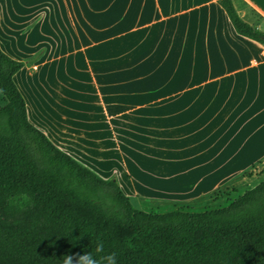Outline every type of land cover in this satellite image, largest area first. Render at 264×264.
<instances>
[{
    "label": "crops",
    "instance_id": "1",
    "mask_svg": "<svg viewBox=\"0 0 264 264\" xmlns=\"http://www.w3.org/2000/svg\"><path fill=\"white\" fill-rule=\"evenodd\" d=\"M232 2L264 32V0ZM0 48L29 122L139 209L201 202L264 159V44L218 0H0Z\"/></svg>",
    "mask_w": 264,
    "mask_h": 264
},
{
    "label": "trees",
    "instance_id": "2",
    "mask_svg": "<svg viewBox=\"0 0 264 264\" xmlns=\"http://www.w3.org/2000/svg\"><path fill=\"white\" fill-rule=\"evenodd\" d=\"M218 2L237 33L264 44L232 0ZM22 66L0 48V264H62L86 251L114 252L117 264H264V178L225 206L139 209L114 176L101 177L29 122L13 81Z\"/></svg>",
    "mask_w": 264,
    "mask_h": 264
},
{
    "label": "rangeland",
    "instance_id": "3",
    "mask_svg": "<svg viewBox=\"0 0 264 264\" xmlns=\"http://www.w3.org/2000/svg\"><path fill=\"white\" fill-rule=\"evenodd\" d=\"M263 178L264 159L261 162L253 165V167L249 171L245 172L243 174V178L240 179L241 181H237L235 185L219 188L217 191H215L209 197H206L201 202L187 205V207L196 211H201L204 209L225 206L236 196L242 194L248 188L256 185ZM134 205L139 206L138 203H135ZM143 206H145V208L150 211H165L168 209H172L171 206H164L159 204H143ZM177 207H180V205H178Z\"/></svg>",
    "mask_w": 264,
    "mask_h": 264
},
{
    "label": "clouds",
    "instance_id": "4",
    "mask_svg": "<svg viewBox=\"0 0 264 264\" xmlns=\"http://www.w3.org/2000/svg\"><path fill=\"white\" fill-rule=\"evenodd\" d=\"M27 199V196H25ZM103 251V241L97 242V252ZM62 264H117L116 254L109 253L100 258L95 257L91 252L66 254Z\"/></svg>",
    "mask_w": 264,
    "mask_h": 264
}]
</instances>
